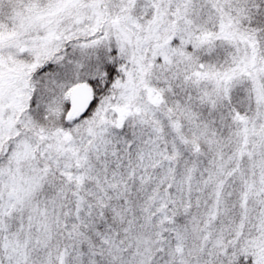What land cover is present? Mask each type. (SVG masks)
Returning <instances> with one entry per match:
<instances>
[{
	"label": "snow or ice",
	"instance_id": "1",
	"mask_svg": "<svg viewBox=\"0 0 264 264\" xmlns=\"http://www.w3.org/2000/svg\"><path fill=\"white\" fill-rule=\"evenodd\" d=\"M0 264H264V0H0Z\"/></svg>",
	"mask_w": 264,
	"mask_h": 264
}]
</instances>
